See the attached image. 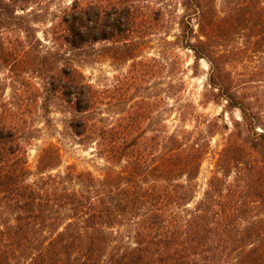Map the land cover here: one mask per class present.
I'll list each match as a JSON object with an SVG mask.
<instances>
[{"label": "trees", "instance_id": "obj_1", "mask_svg": "<svg viewBox=\"0 0 264 264\" xmlns=\"http://www.w3.org/2000/svg\"><path fill=\"white\" fill-rule=\"evenodd\" d=\"M32 1L0 0V66L13 89L6 99L0 86V264H264V97L250 92L254 79H247L264 75V67L236 71V53L213 50L212 34L195 43L186 38L195 59L210 63L216 99L241 117L217 173L191 207L211 147L204 128L170 131L165 120L152 128L154 102L146 97L105 116L102 105L114 92L96 87L60 49H40L32 18L18 12ZM232 11L227 26L237 29L240 20L249 58L264 54V0H245ZM161 15L133 0H74L55 40L74 49L111 42L114 59L133 60L138 72L146 66L140 40ZM222 24L211 15L209 33ZM53 99L68 108L74 134L95 142L121 171L97 177L70 165L53 172L61 155L52 143L36 172L28 167L29 106L47 111Z\"/></svg>", "mask_w": 264, "mask_h": 264}, {"label": "rangeland", "instance_id": "obj_2", "mask_svg": "<svg viewBox=\"0 0 264 264\" xmlns=\"http://www.w3.org/2000/svg\"><path fill=\"white\" fill-rule=\"evenodd\" d=\"M73 1L33 0L27 4L26 10L19 9L18 12L32 18L35 34L41 42L40 49H60L96 87L114 92L113 98L102 105L105 116H118L135 100L146 97L154 102L152 115L155 124L152 128H159L163 120L170 131H179L184 127L204 128L211 147L196 180L194 201L189 205L193 207L203 197L211 176L217 173L219 155L241 117L239 110L229 108L224 98L216 99L208 80L210 63L205 58L195 59L194 51L185 45L186 38L190 37L195 43L198 38L205 40L208 32L212 34L213 50L228 55L236 53V60L230 63V68L231 64L239 72L243 67L249 72L263 68L264 54L256 52L254 58H249L251 53L247 50L246 32L240 26V20L237 29L227 26L233 8H239L245 0H133L162 14L153 33L140 40L139 59L145 60L146 66L138 72L132 71L133 60L114 59L111 42L101 41L82 49L56 42V32L63 29L64 11L70 8ZM79 1L88 3L96 0ZM196 4H201V7L197 8ZM211 15L223 24L209 33L207 24ZM201 22L204 24L201 25ZM4 33L9 35L7 30ZM255 75L247 78L254 79L250 92L264 97V75ZM7 76L6 69L0 66V86L6 88L5 98L11 99L13 89ZM34 80L40 81L38 78ZM29 96L35 98L33 92ZM43 98L42 95L40 103ZM27 114L29 125L33 128L27 165L33 172L37 170L41 151L51 143L59 148L61 155V165L53 172H63L70 165L78 171H91L97 177H103L109 171L122 170V164L107 162L100 155L95 142L82 141L74 134L67 124L70 112L62 100L53 99L47 111L31 104ZM239 133L244 135L242 130Z\"/></svg>", "mask_w": 264, "mask_h": 264}]
</instances>
